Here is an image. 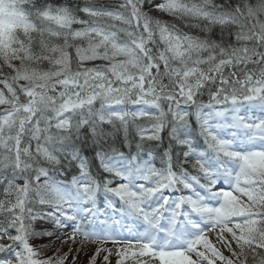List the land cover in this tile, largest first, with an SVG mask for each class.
Here are the masks:
<instances>
[{
	"label": "snow or ice",
	"instance_id": "obj_1",
	"mask_svg": "<svg viewBox=\"0 0 264 264\" xmlns=\"http://www.w3.org/2000/svg\"><path fill=\"white\" fill-rule=\"evenodd\" d=\"M88 245L264 264V0H0V264Z\"/></svg>",
	"mask_w": 264,
	"mask_h": 264
},
{
	"label": "rangeland",
	"instance_id": "obj_2",
	"mask_svg": "<svg viewBox=\"0 0 264 264\" xmlns=\"http://www.w3.org/2000/svg\"><path fill=\"white\" fill-rule=\"evenodd\" d=\"M57 235H61V233H57ZM55 237H42L41 239H37L35 243H33L34 246L37 248H42L43 252L42 255L44 256H50L53 254V252L60 248L62 252H67L69 247H75L71 244H63L60 243H51L52 240H54ZM106 246V245H105ZM108 247V246H106ZM95 248V245H88L87 248L82 251L79 256L76 259V264H88V259L92 255V252ZM111 248V247H109ZM75 255V252L69 255V264H71L72 256ZM104 253H101V256L97 259V264H101L102 257ZM225 255H228L227 251H225ZM110 260L112 264H115V256L113 255L110 257Z\"/></svg>",
	"mask_w": 264,
	"mask_h": 264
},
{
	"label": "trees",
	"instance_id": "obj_3",
	"mask_svg": "<svg viewBox=\"0 0 264 264\" xmlns=\"http://www.w3.org/2000/svg\"><path fill=\"white\" fill-rule=\"evenodd\" d=\"M154 15H156L157 13H153ZM165 19H167V17H165Z\"/></svg>",
	"mask_w": 264,
	"mask_h": 264
}]
</instances>
